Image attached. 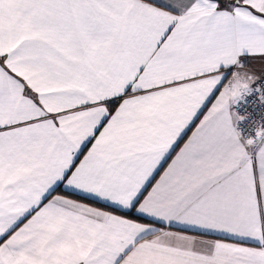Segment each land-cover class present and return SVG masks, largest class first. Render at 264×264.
I'll return each instance as SVG.
<instances>
[{
	"label": "snow or ice",
	"instance_id": "1",
	"mask_svg": "<svg viewBox=\"0 0 264 264\" xmlns=\"http://www.w3.org/2000/svg\"><path fill=\"white\" fill-rule=\"evenodd\" d=\"M0 264H264V0H0Z\"/></svg>",
	"mask_w": 264,
	"mask_h": 264
}]
</instances>
